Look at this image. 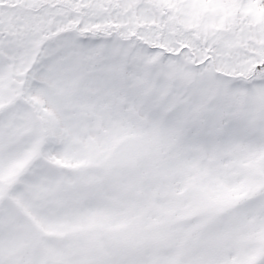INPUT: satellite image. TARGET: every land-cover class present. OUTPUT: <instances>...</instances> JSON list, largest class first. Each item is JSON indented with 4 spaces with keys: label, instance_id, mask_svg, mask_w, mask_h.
<instances>
[{
    "label": "snow or ice",
    "instance_id": "obj_1",
    "mask_svg": "<svg viewBox=\"0 0 264 264\" xmlns=\"http://www.w3.org/2000/svg\"><path fill=\"white\" fill-rule=\"evenodd\" d=\"M0 264H264V0H0Z\"/></svg>",
    "mask_w": 264,
    "mask_h": 264
}]
</instances>
